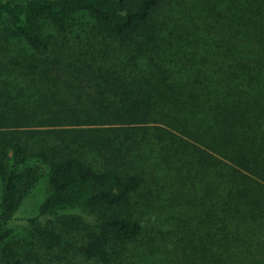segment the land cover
<instances>
[{"label": "trees", "instance_id": "obj_1", "mask_svg": "<svg viewBox=\"0 0 264 264\" xmlns=\"http://www.w3.org/2000/svg\"><path fill=\"white\" fill-rule=\"evenodd\" d=\"M0 264H264V0H0Z\"/></svg>", "mask_w": 264, "mask_h": 264}, {"label": "rangeland", "instance_id": "obj_2", "mask_svg": "<svg viewBox=\"0 0 264 264\" xmlns=\"http://www.w3.org/2000/svg\"><path fill=\"white\" fill-rule=\"evenodd\" d=\"M48 179L45 177L42 182L39 184L38 187L31 193L29 198L27 199V202L22 209V211L18 214V218L16 222L13 224V229H14V238L18 241H20L19 247L17 249V255L24 257V250H23V245H25L24 240H31V236L29 234V230L27 228V221L26 219L35 214L38 211L39 206L41 203L44 201L48 194ZM27 238V239H25ZM80 239V237H78ZM27 244V241H25ZM27 247V246H26ZM28 247H32L29 245ZM34 251V249H33ZM34 263V262H33Z\"/></svg>", "mask_w": 264, "mask_h": 264}]
</instances>
